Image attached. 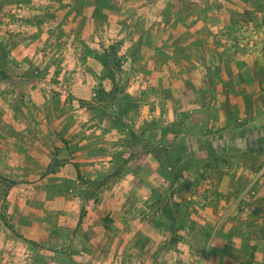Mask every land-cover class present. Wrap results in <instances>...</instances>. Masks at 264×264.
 <instances>
[{
  "label": "rangeland",
  "instance_id": "374dc122",
  "mask_svg": "<svg viewBox=\"0 0 264 264\" xmlns=\"http://www.w3.org/2000/svg\"><path fill=\"white\" fill-rule=\"evenodd\" d=\"M213 2L0 0V264H264V54Z\"/></svg>",
  "mask_w": 264,
  "mask_h": 264
},
{
  "label": "crops",
  "instance_id": "0c3cea01",
  "mask_svg": "<svg viewBox=\"0 0 264 264\" xmlns=\"http://www.w3.org/2000/svg\"><path fill=\"white\" fill-rule=\"evenodd\" d=\"M212 8L214 12L212 18L222 30L226 25L225 23L228 22L227 35L236 37V44L239 41L237 39L239 37L250 36L259 38V41L252 43V45L247 42H245V45H239L236 53L245 50L248 52L249 48L253 47L255 56L261 53L264 54V0H214ZM199 37H202L201 32ZM203 41L204 39L201 44H203ZM204 47H206L205 44L201 48ZM99 164L101 163L93 162L92 167L95 170H101V168H98Z\"/></svg>",
  "mask_w": 264,
  "mask_h": 264
},
{
  "label": "trees",
  "instance_id": "16d2710c",
  "mask_svg": "<svg viewBox=\"0 0 264 264\" xmlns=\"http://www.w3.org/2000/svg\"><path fill=\"white\" fill-rule=\"evenodd\" d=\"M99 9L101 10V8H99ZM106 51H107V53L109 52L110 55H114V56L117 55V52H116L117 49L115 48L114 45H110L109 49L106 50ZM118 60H117V64L119 63ZM104 63H105L104 64L105 66L108 65V62L105 61ZM89 87H92V85H89ZM93 91L94 90H92V89H89V90H81V91H78V93L80 94V96L85 97V96H91V94L94 93Z\"/></svg>",
  "mask_w": 264,
  "mask_h": 264
}]
</instances>
